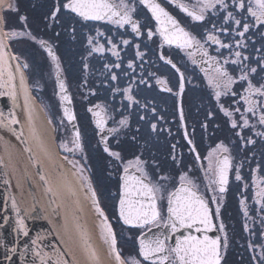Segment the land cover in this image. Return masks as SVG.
<instances>
[{
	"label": "flooded vegetation",
	"instance_id": "1",
	"mask_svg": "<svg viewBox=\"0 0 264 264\" xmlns=\"http://www.w3.org/2000/svg\"><path fill=\"white\" fill-rule=\"evenodd\" d=\"M8 2L19 7V15L28 16V28L32 35L37 37V40L28 36L8 40L13 53L19 58L17 61L22 67L24 63L27 64L23 69L27 74L32 93L48 119H51L49 114L53 110L55 116L63 120V125L60 123L57 125L51 120L59 151L63 156L67 155L69 161L75 160L83 165L85 169L83 176L91 179L101 207L113 224L117 235V247L122 257L128 259L138 256L137 237L140 230L123 225L118 219V198L123 166L117 168L110 163L113 158L103 150L102 135L108 136L109 146L120 151L125 162L140 156L142 160L148 162L147 170L154 178L156 175H169L177 187L180 174L188 172L202 192L205 191L207 180L201 164L207 167V154L219 143L223 142L227 145L233 165L229 172L227 191L221 196L218 187L214 186L217 195L215 201L211 200L213 195L211 189H208L205 195L209 199L214 223L218 225L222 220L226 226L228 247L224 252L222 264H254L252 257L254 254L259 256L260 248H250L249 244L257 246L264 244V226L261 223L264 212H261V205L256 202L255 197L256 180L264 178V137L255 133L264 131V126H260L257 118L251 114H249L250 125L255 127H243L239 114H235L234 117L224 114L219 105L235 108L237 105L234 101L238 97L224 96L217 102L215 90L208 84L207 77L201 70V64H193L187 52L174 44H164L161 47L162 40L159 33L149 39L147 29L152 28L155 31L156 21L150 10L140 4L139 0H128V2L136 6L133 18L140 21L142 32L140 36L132 31L130 25L120 27L109 21H83L75 14L69 15L66 11H62L57 21H50L47 17L54 7L55 0H8ZM158 2L202 42L206 38V30H211L213 24L217 29L221 26L228 27L227 33H217L220 39L225 44H233L231 51H242L248 57L245 63L257 68L256 73L250 74L252 82L264 83V72L261 71L264 62L257 63L261 57H264V29L253 28L241 38L236 35L238 29L231 21L225 24L223 19L225 13L222 10L215 14L209 10L204 21H194L176 4H172L171 0H158ZM179 2L191 8L197 0H179ZM228 2L230 3L231 0ZM3 14L7 20L6 31L12 28L21 29L22 22L16 12L4 10ZM97 32L100 33L99 36ZM89 36L94 38L93 45H103L104 51H92L93 46L87 42ZM40 39L47 41L59 57L60 78L64 80L67 93L72 98V107L83 143V153L79 150L68 153L59 147L62 141L72 147L74 130L63 115L55 62L47 54L46 49L37 42ZM236 39H243L248 45L247 48L237 49L233 43ZM123 40H129L130 43L125 45L122 43ZM112 44L117 46L115 51L119 52V56L113 54ZM136 45H139V49ZM206 47L213 56L235 59L227 48L219 49L218 52V45L210 42ZM137 51L144 53L143 57L137 56ZM161 54L165 59L160 58ZM195 58L200 60L199 55ZM167 59H171L184 73L186 79L182 96L176 95L179 73L167 63ZM130 62L132 67H129ZM85 64L88 65L87 68L84 67ZM116 64H119V67H115ZM227 67L230 73L239 76V65L230 63ZM112 75L117 79L112 80ZM161 78L167 79L172 92L164 91L157 83ZM246 86L245 82L237 80L233 90L242 94ZM129 87L135 102L127 99L128 93L124 90ZM96 105H101L105 109L103 115L107 119V125L103 133L98 129L97 118L93 115L94 111L99 110ZM181 106L184 111L183 121L180 120ZM239 106L241 112L247 107L243 101ZM124 117L128 118V125L121 128L118 122ZM233 118L238 121L236 128L231 126ZM205 123L207 128L203 127ZM152 124H156L155 130L151 128ZM108 128L120 130L109 135ZM185 129L188 133L187 137ZM188 139L193 140L196 152H199L201 157L199 161L196 160L195 153L190 151L191 145L188 144ZM249 140L254 143H249ZM173 155L176 157L175 160L172 159ZM237 171L242 177L240 181L235 179ZM82 183L93 222L107 253L110 254L101 234L100 218L87 189V180L82 179ZM241 200H245L248 207L247 216L244 214ZM217 203L220 204L218 215L215 213ZM209 235H220L223 243V233L213 229Z\"/></svg>",
	"mask_w": 264,
	"mask_h": 264
},
{
	"label": "snow or ice",
	"instance_id": "2",
	"mask_svg": "<svg viewBox=\"0 0 264 264\" xmlns=\"http://www.w3.org/2000/svg\"><path fill=\"white\" fill-rule=\"evenodd\" d=\"M140 4L145 5L150 10L152 17L155 18L156 26L155 31L152 28L147 29V36L149 39L159 33L162 40L161 47L164 44L176 45L177 48L184 49L187 52L189 58H191L193 64H201V70L207 77L208 84L215 90V100L219 102L222 97L231 95L232 97H238L234 103L237 105L235 108H225L223 104H220V109L228 117H234L235 114H239L243 127H255L250 125L249 114L257 118V123L260 126H264V83L254 84L250 79L251 73H256L257 68L251 67L245 63L248 57L240 50L231 51L233 44H225L217 33H227L228 27L221 26L219 29L216 25H212L211 30H206V38L202 42L197 36L183 27L179 20L176 19L158 0H139ZM172 4H176L183 12L187 13L194 21H204L206 19L209 10L219 13L221 10L225 13L223 16L225 24L229 21L232 22L238 29L236 35L243 38L253 28L264 29V0H197L196 4L189 5L180 3L179 0H171ZM219 6V7H218ZM232 10H229V9ZM4 10L14 11L19 15V7L8 0H0V89H8L7 94L13 97L14 104L16 102V85L15 74L11 70L12 65L6 63L5 57H8V61L12 59L11 55L6 52L8 48L7 40L17 37H31L33 40H37V37L32 35V32L28 28V16L19 15V20L22 22L21 29L16 30L14 28L5 30L7 28V20L3 14ZM66 11L69 15L75 14L83 21H109L114 25L124 27L130 25L132 31L137 35H142L140 21L133 18L136 12V6L134 3H129L128 0H55L54 7L52 8L49 16L50 21H57L58 17ZM239 16L240 18H237ZM251 21V23L249 22ZM73 33L75 29H72ZM100 33L97 32V36ZM94 38L88 37V44L92 47L94 52L104 51L103 45H93ZM41 47L45 48L47 54L52 57L55 62L56 75L59 81L60 99L66 105H71L72 98L67 93L66 84L61 76V65L59 57L55 54L53 47L45 40L40 39L37 41ZM209 42L213 45H218L219 49L227 48L231 51V57L221 58L219 55L213 56L210 54L208 47ZM111 43V41H109ZM123 44L130 43L129 40H123ZM234 45L237 49L247 48V43L243 39L234 40ZM117 46L112 44L113 54L119 56V52L115 51ZM139 49V45H136ZM91 55V52L89 53ZM144 53L137 51V56L143 57ZM199 55L198 61L195 57ZM161 59H165L161 54ZM19 59V58H16ZM264 62V57H261L257 63ZM167 63L172 66L173 69L179 73L178 80V92L177 96H182L185 90V76L179 68L172 62L171 59H167ZM230 63L240 66L239 76H234L229 72L227 65ZM207 65V67H204ZM132 63H129V67H132ZM7 67V79H5L4 68ZM16 69L21 68V64H16ZM23 67H27L24 63ZM88 67L87 64L84 65ZM115 67H119L116 64ZM264 72V67L261 68ZM112 80H116L115 75L111 76ZM237 80L246 83V87L243 88V93H239L233 90V86L237 83ZM24 77L21 72V83L23 84ZM142 83L144 81H141ZM164 91L172 92V88L168 86L166 78L157 80ZM119 91V89H117ZM129 101H133L134 97L131 95V87L124 90ZM0 95H5V92L0 91ZM25 104L28 106V122H29V134L25 135L24 126L21 124L20 119L14 111H10L7 115L3 111H0V129L7 130L15 135V137L24 145V150L29 154V161L36 167V175L39 180L45 186V192L49 194V204L52 206L54 213L59 216V205L56 203V198L63 197V193L58 188L53 186V181L48 175V171L44 166L43 160L37 155L31 146V141H35L37 147L48 154L46 147L40 140L37 129L33 125V113L31 107V96L27 86L24 88ZM243 101L247 105L245 111L241 112L240 102ZM97 111L93 112V115L97 118L96 125L101 133L106 129L107 119L103 113L105 109L101 105L95 106ZM93 111V109H89ZM155 111V109H153ZM180 120H184L183 107H180ZM63 115L67 117L69 122H74L76 116L74 111L70 107H64ZM211 115V113L209 114ZM52 123L51 119L48 121ZM63 124V120L60 121ZM119 126L125 127L128 125V118L124 117L119 120ZM231 126L233 128L238 127V121L233 118L231 120ZM156 124H152L151 128L156 129ZM203 127L207 128L205 123ZM119 128H108L109 135L118 133ZM257 136L264 137V131L255 133ZM188 133L185 129V136ZM135 139V137H133ZM101 142L103 143V150L113 160L110 163L119 168L123 166V175L121 176L120 193L118 198V219L123 222V225L131 226L139 229V235L137 237L139 242L138 256H133L125 259L121 255L120 249L117 247V235L113 228L112 222L109 220L103 207H101L100 200L97 196L96 189L91 183V179L84 177L85 171L83 165H80L75 160H68V156H64L63 160L71 163L74 168L77 169L80 174V178L87 180V189L90 192V198L95 207V211L100 218V229L104 242L108 246L109 253L114 257L116 264H222L224 258V252L228 247V237L225 231V224L221 220L217 225L213 220L212 210L209 208V199L206 197L205 192L208 189L213 191L211 200H217L216 187L221 196L227 191V185L229 183V172L232 169V157L230 155V149L223 142L219 143L215 148L208 152L206 160L207 167L205 168L201 164V168H204V177L207 180L205 185V191L202 192L200 186L188 175V172H183L179 176V186H175L173 179L169 175H156L154 178L147 170L148 162L142 160L140 156H136L132 160L124 161L121 152L114 150L108 144V136L102 135ZM249 143L254 141L249 140ZM72 147H69L67 142H61L59 147L68 153H74L79 150L83 153V143L81 141V134L77 128L74 131V137L71 141ZM118 143V142H117ZM188 144L191 145L190 151L195 153L196 160H200L199 152H196V147L193 140L188 139ZM7 149V142L5 144ZM175 149V145L172 146ZM176 159L175 155L172 157ZM155 163V162H153ZM0 165L4 168L3 175L6 177L4 180L5 185L11 186V179L9 178L8 164L5 163L3 157H0ZM55 167L62 168V164H55ZM259 167V166H258ZM62 176L63 173L61 172ZM25 180L31 185L32 174L26 172ZM235 179L237 181L242 180L239 171L236 172ZM17 186L22 189L20 181H17ZM247 188V184H245ZM256 202L261 205V212H264V178L256 180ZM31 190V189H30ZM68 193L75 195V190L68 187ZM9 200L11 201V207L16 213V231L23 232L24 236H28V229L25 225V216L21 214V208L16 199V196L9 192ZM78 204L79 201L77 200ZM241 204L244 205V214L248 215V207L245 200H241ZM35 211V206H33ZM220 212V204L217 203L215 213L218 215ZM75 224L76 229L79 231L80 239L85 253L87 254L89 264H100V256L91 244V238L89 233L78 222V218ZM5 224L8 223V216L5 215L2 218ZM262 226H264V217H261ZM65 228L67 230V220H65ZM156 230L155 232L153 230ZM213 229L223 233L220 235H209ZM40 239L37 236L36 239L31 241V244L35 247L29 249L28 245H25L24 253H21L23 258L28 251H32L33 261L32 264H36L38 258L39 264H76L75 258L68 259L70 253L65 249L60 251L54 250L55 259H52L43 250V246L37 244ZM250 248H260L259 256L255 254L252 259L254 264H264V244L259 246L249 244ZM11 253L17 252V247L10 249ZM6 260L11 261L12 256L5 257Z\"/></svg>",
	"mask_w": 264,
	"mask_h": 264
},
{
	"label": "water",
	"instance_id": "3",
	"mask_svg": "<svg viewBox=\"0 0 264 264\" xmlns=\"http://www.w3.org/2000/svg\"><path fill=\"white\" fill-rule=\"evenodd\" d=\"M6 43L8 44L6 52L11 55L12 59L8 61L6 56L5 61L12 65L11 70L15 74L16 102L14 104L13 97L7 94L8 89H0V91L5 92V95H0V111H3L5 115L10 111H14L24 126L25 135L27 136L30 127L28 106L25 104L24 96V88L27 86L31 96L33 125L37 129L40 140L46 147L48 154L46 155L41 151L35 141L30 143L33 150L43 160L48 175L53 181V186L63 193V197L58 196L56 198V203L59 205V216H57L49 204V194L45 192V186L36 175V167L28 159L29 154L24 150V145L20 143L14 134L0 129V157H3L5 163L8 164L9 178L12 181L11 186L5 185L4 168L0 165V218L5 215L9 218L7 224L3 222V219H0V264H32V251H28L23 258L21 253H24L25 245H28L29 249L35 247L31 244V241L36 239L37 236L40 237L37 244L43 246L44 252L52 259H55L54 250L64 251L67 249L70 253L68 259L74 257L76 264H89L79 231L75 227L77 220L73 218L74 214L78 218V222L89 233L91 244L100 256V264H116L114 257L107 253L93 222V215L85 198L80 174L71 163L63 160L64 156L60 153L56 143L55 129L48 122L49 119L45 111L34 97L25 70L22 66L19 70L16 69L15 66L19 62L8 40ZM8 70L7 67L4 68L5 79H7ZM21 72L24 77L23 84L21 83ZM64 107H70L73 110L72 103L66 105L62 102V110ZM64 118L67 120V117L64 116ZM67 122L74 131L78 128L77 120L74 122L67 120ZM6 142L7 149L5 147ZM55 164H62V168L58 169L54 166ZM26 172L32 174L33 183L31 185L24 178ZM61 172L63 173L62 176L60 175ZM18 180L22 185V189L17 186ZM69 186L75 190V195L68 193ZM9 192L16 196L22 210L21 214L26 213L25 225L28 229V236H24L22 231L19 233L16 231V213L11 207V201L8 198ZM77 200L79 201L78 204L76 203ZM33 206H35V211H33ZM65 220H67V230ZM12 247H17V252L14 254L10 252ZM8 255L12 256L11 261L5 259ZM36 264H39L38 258Z\"/></svg>",
	"mask_w": 264,
	"mask_h": 264
},
{
	"label": "rangeland",
	"instance_id": "4",
	"mask_svg": "<svg viewBox=\"0 0 264 264\" xmlns=\"http://www.w3.org/2000/svg\"><path fill=\"white\" fill-rule=\"evenodd\" d=\"M51 120H53L57 125L60 123V121L62 120L60 117H57L55 116L53 110L50 111V114H49ZM60 125H63L60 123Z\"/></svg>",
	"mask_w": 264,
	"mask_h": 264
}]
</instances>
